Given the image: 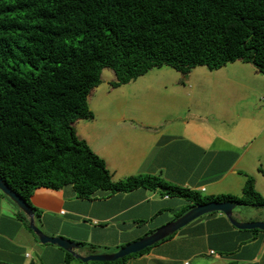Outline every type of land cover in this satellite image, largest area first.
<instances>
[{"label":"trees","instance_id":"16d2710c","mask_svg":"<svg viewBox=\"0 0 264 264\" xmlns=\"http://www.w3.org/2000/svg\"><path fill=\"white\" fill-rule=\"evenodd\" d=\"M237 60L264 72V0H0V178L37 219L35 191L66 185L85 199L100 190L162 188L187 199L178 217L214 200L264 207L252 177L242 196L203 195L157 175L116 180L74 127L94 117L89 96L106 67L115 71L116 87L164 64L186 76ZM150 248L91 262L125 264ZM66 252L67 262L76 258Z\"/></svg>","mask_w":264,"mask_h":264},{"label":"crops","instance_id":"0c3cea01","mask_svg":"<svg viewBox=\"0 0 264 264\" xmlns=\"http://www.w3.org/2000/svg\"><path fill=\"white\" fill-rule=\"evenodd\" d=\"M238 63L240 60L208 69L210 72L202 68L205 66L198 67L202 68L199 74L203 80L196 76L194 94L199 99L188 112L169 104L158 113L148 107L135 115L121 110L113 113L105 104L95 111L89 102L94 117L77 120L76 132L106 161L116 180L157 175L203 195L242 196L246 181L252 177L264 196V104L259 102L264 85L256 86L245 79V66ZM253 67L248 70L264 82V72ZM195 71L175 77V82H163V89L179 97V93L192 88L190 81ZM212 73L217 74L214 77ZM186 78L184 83L182 79ZM116 79L115 76L107 83L106 92L117 88L111 86ZM206 79L208 83L204 84ZM103 84L102 73V82L93 89L89 101ZM261 99L264 101V97ZM202 102L210 106L204 110ZM116 117L131 127L127 125L112 138L108 122L116 121ZM31 201L41 212L39 219L36 217L37 225L50 236L82 242L85 247L78 251L83 255L116 252L177 219L188 205L184 197L170 195L162 188L140 187L118 193L100 190L95 197L85 199L71 185L38 188ZM243 213L234 210L239 221L264 220ZM23 216L27 217L18 204L0 190V264H95L79 258L67 262L66 250L42 243ZM187 262L264 264V233L238 228L223 212H213L152 245L147 252L129 257L125 264Z\"/></svg>","mask_w":264,"mask_h":264},{"label":"rangeland","instance_id":"374dc122","mask_svg":"<svg viewBox=\"0 0 264 264\" xmlns=\"http://www.w3.org/2000/svg\"><path fill=\"white\" fill-rule=\"evenodd\" d=\"M238 61V60H237ZM236 62V61H235ZM232 63V62H230ZM240 67L245 66V71H243V76L245 79H247L249 82H253L256 86L264 85V82H262L260 79L261 77H257L254 75L250 69L254 65L252 63L240 60ZM197 66L194 69L196 70L194 73L193 79H191L190 84L192 85V88H189L186 91H183V93H179V97L177 95H173L174 93L166 92L163 89L162 83L165 81H172L175 82V77L182 76L183 73H179L178 70H176L175 67H173L170 64H164L161 67H155L151 70H149L144 76L141 75L138 78L134 79L130 83L121 84L119 86H116L117 88L114 90H111L110 92H106V86L107 83L116 76L115 71L110 68L106 67L103 70V78H104V84L103 87H101L100 91L96 94H94L90 98V105L95 111H99L102 106L105 104V108L108 109L109 112H116L118 113V110H121L124 113L128 114H136V113H143L146 111V108L148 107L149 110H152V112H157L163 108L165 105L169 106V104L172 105V107H182L185 108L184 112H188L190 107H193V104L197 103V94L195 96L194 94V86H195V78L198 76V79L203 78L200 76V72H202V68L206 70V72H210L208 67H202ZM198 68V69H196ZM255 68V67H253ZM163 72V73H162ZM165 72V73H164ZM197 74V75H196ZM215 77V74L212 73ZM214 77L210 76V79H215ZM243 78V77H242ZM205 79V78H204ZM184 80V83H187L186 79ZM216 80V79H215ZM200 81V80H198ZM106 82V83H105ZM170 82V83H171ZM212 82V81H211ZM208 83L207 79L204 81V84ZM112 86V84H111ZM191 87V86H190ZM101 97V99H100ZM181 97V98H180ZM203 97V96H202ZM200 97V99L202 98ZM207 96H205L206 99ZM264 97V94H261L259 102L261 105L264 104V101L261 99ZM103 99H106V102H109V105H106V102L102 101ZM195 99V102L192 103V100ZM202 100V99H201ZM204 101V100H203ZM201 105V101H199ZM203 107L202 109L206 110L210 104L208 102H202ZM196 106V105H194ZM199 105H197L198 107ZM120 115V114H119ZM264 117V112H263ZM122 121L120 117H116V121L108 122L110 124V135L112 138H115L117 134L123 131V128H126L127 125L130 126L127 123L119 122ZM117 122H119L117 124ZM206 124V122H204ZM131 127V126H130ZM264 136V135H263ZM113 141V139L111 140ZM94 146V144H93ZM95 147V146H94ZM41 188V187H40ZM44 188V187H42ZM187 209V208H186ZM185 209V210H186ZM183 210V211H185ZM236 210H243V214H246V217H256V218H263L264 219V207H255L254 205H238L236 207ZM188 211V210H187ZM259 212V213H258ZM186 212H183L185 214ZM182 214V215H183ZM259 214H262V216H259ZM260 221V220H258ZM255 222V221H254ZM264 222V220H263ZM97 251H100L97 249ZM114 253V252H112ZM109 254V253H107ZM111 254V253H110Z\"/></svg>","mask_w":264,"mask_h":264},{"label":"water","instance_id":"95a60500","mask_svg":"<svg viewBox=\"0 0 264 264\" xmlns=\"http://www.w3.org/2000/svg\"><path fill=\"white\" fill-rule=\"evenodd\" d=\"M0 190L9 196L18 206L25 212L29 220L30 228L38 235L42 243H52L58 245L59 247L65 249L66 251L72 253L76 258L81 259L84 262L90 261H115L117 259L123 258L130 254L138 253L159 241L164 240L170 235L176 233L182 227L186 226L195 219L209 213L213 212H223L231 220L232 224L241 229H260L264 231V222H242L235 218L234 210L238 206L237 203L233 202H220V201H210L207 203L199 204L191 209H189L185 214L179 216L177 219L164 224L163 226L157 228L153 233L137 240L126 246L120 248L114 253H97L83 255L78 249L80 245L70 239L50 236L46 234L36 223V214L33 207L26 202L15 190H13L3 178H0Z\"/></svg>","mask_w":264,"mask_h":264},{"label":"built area","instance_id":"2783aa9c","mask_svg":"<svg viewBox=\"0 0 264 264\" xmlns=\"http://www.w3.org/2000/svg\"><path fill=\"white\" fill-rule=\"evenodd\" d=\"M205 190V188H203V191ZM96 223H97V221H96ZM186 264H188V262L186 263Z\"/></svg>","mask_w":264,"mask_h":264}]
</instances>
